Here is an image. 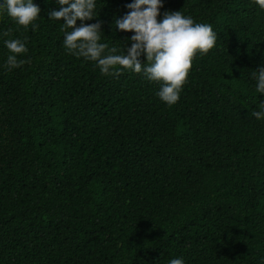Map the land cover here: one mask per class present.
<instances>
[{"label":"trees","instance_id":"1","mask_svg":"<svg viewBox=\"0 0 264 264\" xmlns=\"http://www.w3.org/2000/svg\"><path fill=\"white\" fill-rule=\"evenodd\" d=\"M33 2L36 31L0 7V264H264V119L252 115L264 94L251 75L264 9L162 0L158 20L181 11L217 36L168 106L143 72L105 76L69 54L48 18L57 0ZM132 2L96 0L86 21L117 54L134 33L114 21ZM25 38L29 62L9 71L4 42Z\"/></svg>","mask_w":264,"mask_h":264},{"label":"clouds","instance_id":"2","mask_svg":"<svg viewBox=\"0 0 264 264\" xmlns=\"http://www.w3.org/2000/svg\"><path fill=\"white\" fill-rule=\"evenodd\" d=\"M254 2L264 9V0ZM57 3L59 10L50 11L48 18L63 21V44L69 54L95 62L105 76H118L121 70H131L137 74L143 72L147 80L160 84L157 95L168 106L179 101L194 57L197 53L207 54L217 39L211 25L195 23L181 11L165 12L163 18L158 20L162 0H133L126 5L129 11L114 21L116 29L134 33L130 37L131 47L126 46L125 53L117 54V48H109L107 44L99 42L102 22L86 23L97 17L94 14L96 0H57ZM0 7H6L9 17L25 30L29 25H32L33 31L39 28L34 21L41 9L33 0H4ZM4 43L10 53L5 63L9 71L29 62L18 59L28 51L26 38L25 41L13 39ZM142 56L145 58L143 61ZM251 75L256 81V91L264 94V66ZM252 115L264 119V102L260 104V110L253 111ZM169 264H184V261L174 258Z\"/></svg>","mask_w":264,"mask_h":264}]
</instances>
